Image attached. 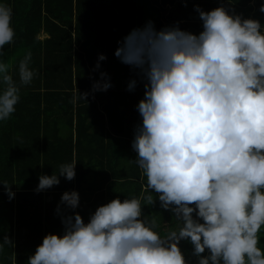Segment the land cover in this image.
<instances>
[{"label":"clouds","instance_id":"clouds-1","mask_svg":"<svg viewBox=\"0 0 264 264\" xmlns=\"http://www.w3.org/2000/svg\"><path fill=\"white\" fill-rule=\"evenodd\" d=\"M194 7L202 20L198 34L179 22L156 29L149 19L115 51L144 81L131 161L146 177L145 191L99 205L88 222L78 212L61 215L63 233L46 234L27 264H188L181 240L193 245L196 264H264V24L224 4ZM15 35L12 7L0 0V54ZM31 59L28 51L19 60L18 81L0 59V122L15 113L21 85L34 78ZM105 59L99 54L95 67ZM100 77L94 90L112 86L106 72ZM75 165L40 174L36 191L59 184L60 176L73 179ZM0 183L14 198L11 184ZM157 197L178 224L166 234L143 212ZM79 201L77 190L65 191L56 211L61 204L74 210ZM5 245H13L7 235L0 251Z\"/></svg>","mask_w":264,"mask_h":264},{"label":"trees","instance_id":"trees-1","mask_svg":"<svg viewBox=\"0 0 264 264\" xmlns=\"http://www.w3.org/2000/svg\"><path fill=\"white\" fill-rule=\"evenodd\" d=\"M5 2L12 7L16 35L0 59L10 65L18 81L19 60L30 51L35 75L30 84L21 85L15 113L0 122V181L11 184L15 193L10 200L0 183V241L7 235L13 242L0 251V264H27L46 234L63 233L61 215L78 212L88 222L99 205L117 196L122 201L139 197L145 191L146 177L131 161L138 155L132 141L142 123L136 105L144 97V81L138 68L115 55L118 42L149 19L156 29L179 22L181 29L198 34L202 20L194 5L208 11L224 4L230 12L264 24L260 11L264 0ZM101 53L106 59L96 68ZM101 72L108 74L112 86L94 90ZM132 79L137 83L129 90ZM77 92L87 93L85 100L74 101ZM72 161H76L73 179L60 176L59 184L36 191L40 174L51 175L61 163ZM71 190L79 192L78 207L61 204L58 213L62 194ZM143 212L155 217L161 234L178 226L158 197L153 205H144ZM179 246L188 264H196L190 241L181 240Z\"/></svg>","mask_w":264,"mask_h":264},{"label":"rangeland","instance_id":"rangeland-1","mask_svg":"<svg viewBox=\"0 0 264 264\" xmlns=\"http://www.w3.org/2000/svg\"><path fill=\"white\" fill-rule=\"evenodd\" d=\"M44 34H42V36H43Z\"/></svg>","mask_w":264,"mask_h":264}]
</instances>
